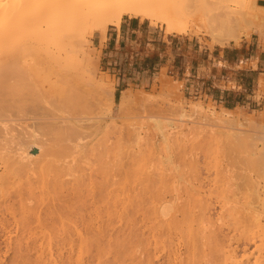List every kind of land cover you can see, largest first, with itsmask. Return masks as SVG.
I'll list each match as a JSON object with an SVG mask.
<instances>
[{"label":"rangeland","instance_id":"obj_1","mask_svg":"<svg viewBox=\"0 0 264 264\" xmlns=\"http://www.w3.org/2000/svg\"><path fill=\"white\" fill-rule=\"evenodd\" d=\"M205 1H209L210 3H212V7H213V4L215 5L214 2L221 0H205ZM225 4L229 6L228 9L231 10L230 12L232 13V15H234L232 17V15L230 16L231 13L230 14L226 13L225 14L226 17L228 18L230 16L233 19L238 18L239 24L236 29L238 40L235 43L219 44L212 39L210 33L207 31L206 26L208 21L210 20L209 19L210 15H212L211 18L214 20L215 15L220 14L221 16H223V14L226 11L228 12L227 9L226 10L221 9L223 7L220 3L221 8L216 9L217 7L215 6L216 8L214 9L213 7V11H210L209 13L202 12V14L208 15L209 17L205 15L203 16L198 15L196 17H193V21L189 26L190 28H188L184 32L185 34L184 33L167 34L165 32L164 27L161 26L159 23L152 24L148 20H141L138 18L132 19L127 16L122 18L119 28L109 26L105 38L101 35L102 33L95 31L93 28L83 29L82 38L79 40V42H75L72 47L69 46L66 47L65 50L62 51V53H60V55L63 57L62 58L60 56L61 64L58 62L56 63L57 66L55 64L54 66L51 65V69L47 70L46 68L43 69L44 71L41 70V74H44L43 72L47 74V78L49 77L48 78L49 81H47V79H44L46 78L45 74L39 76V78L41 76L43 77V79L40 78L39 81V79H37L38 77L35 78L36 74L32 73L33 74L32 75L30 71H29L30 74L26 73V71L28 70L26 66H22V65H26L27 63H29L28 61L26 64L20 65L21 63L24 62L23 61L21 62V60L20 62L18 60L16 62L14 61V59H9L8 61H6L7 64L6 62L4 63V65L6 64L5 66L4 65H2L3 67L0 66V73L2 72L3 74L4 72L6 73L8 72L7 73L8 75L7 74L5 75V73L3 75L0 74V91H1L0 100L2 98L5 100L4 102L0 101L1 103L0 105H2L0 106L1 108L0 134L2 137L4 136L6 137V139L4 138L5 140L8 139L6 142L4 141V139L2 140L0 137L1 139L0 143L3 141L5 142V145L7 143L9 144V140H10L9 138L16 135V137L14 136L15 137L14 140H13L14 137L11 138V141L13 140L12 143L16 144L17 150L16 148L14 149V147H10V145L8 144H7L8 146L6 147L10 148L9 150L13 148L12 149L13 152L15 150V152L17 153L16 158L18 160L20 159L18 157L20 155L22 156L21 158L22 160L20 159L19 162L21 164H25L28 159L31 161H33L32 159L36 161L38 160V163L41 161V163L39 164L35 163V165H39V166H35L38 169L36 168L35 170L37 171L36 175L33 174L34 177L36 176L33 180L34 183L36 180L35 184L37 186L40 185V183L42 182L40 180L41 182L39 183V179H41L40 177L43 176L45 177L46 174L47 177L42 178L43 185H45L46 182L45 180H50V178L52 179L53 177L51 176L53 175L55 176V173L57 176L59 174V176L62 177L61 179L64 178L65 180L67 179L66 175L68 176L69 174H71L68 176L70 179L68 178L67 180H73L74 179L72 177L73 174L74 176H77L81 174L82 171L84 170L83 172L87 174H83L84 176L83 179H85L83 185H85L86 183L88 185L87 187L90 188L91 187L90 184L92 181L89 180L88 177H87L88 180H86L85 176L89 175L94 171H95L94 174L96 173V171L97 174L98 173L102 174L101 171L98 170L99 169L97 167L98 162L95 165L94 162L96 161H94V159L92 158H95L96 153H99L100 150L103 151V147H104L103 140H105L104 144H106L107 147L112 144V148H113L115 147L114 145L116 144L117 147L115 148H117L116 150L118 151V153H116L117 152L116 150L112 151V149L111 150L108 149V151H111L109 153L112 155V157L114 155V157L117 158L116 159L117 162L115 161L114 157H113L114 160L110 158L111 157L110 155H109L110 156L109 159H107L108 152L106 145H105L106 153H104V151L102 152L106 155L102 154L101 151L100 153L104 155L103 157L106 156L107 162L105 161V158L102 159V161L104 160L106 163H108V161L110 160L109 162L111 163L109 164L111 165L113 161H115V164L118 165V167L116 166L114 167L116 173H118L117 175H114L116 176L114 181L116 183L121 182L122 185H120L121 183L120 184L118 183L116 186H114L115 182L113 183L112 181H109L110 178L114 179V176L112 175L113 173H115V171L114 172L108 171L112 173L111 174L108 173L110 175L107 176V170L108 169L110 170V167H112L111 165H109L110 167H108V165L107 166L105 164L103 165L102 164L103 162L102 161L100 162V160H97V158L96 160L100 162L98 166L100 164H102L103 167L106 166L104 167L105 170H103L104 168L103 169L101 168L102 165H100L99 167L103 173L104 171L106 172V175L105 174L103 175L106 178H108L106 179L107 183L109 184L110 182L111 184L112 182L111 186H114V188L115 187L119 188V186H121L119 192L117 190L118 192L117 196L119 195L118 204L120 202L121 206L117 204L118 215L116 213L115 216L109 222H106L107 223L106 226L108 227V229L114 232L120 230L121 228L122 229L125 228V223L126 222L128 223L129 220L128 217V215L130 214L129 212L131 211V214L134 215L132 217V215L130 214L131 218L129 221L131 222L133 221L136 214L134 223H132V227H133L132 229H133V235L136 234L135 232H137L138 237L133 236L130 242H128L129 238L127 239L128 240L126 242L127 244H125L126 250L121 252L122 255L120 256L123 264H129L131 261H134L135 263L136 261L142 259L145 260V257H147V255H149L148 257L152 256L150 257V259L153 260V264L155 263L165 264V259L167 255L166 253L169 251V249H167L166 251L165 248L167 247L165 244L166 241L167 244L169 243V241L170 242L172 241L171 243L168 244V246H170L171 251L173 248H174L173 250L178 249L179 251L180 250L182 251L184 249V251H186L187 248L185 247L188 246V243L192 241V239H194V241L198 240V242L196 243L197 245L199 246L204 245L201 247H197V245L195 244L196 246L195 249L197 248L196 250H198L199 253L197 254L196 253L197 251H195L194 252L195 256H193V252H192L193 259H196L198 257L196 260L197 262L194 260L195 263L199 262L202 264L203 261L205 262L206 260L207 264H211L210 256L211 254H213L211 258L217 256L223 257L224 255L229 256L230 260L227 261L228 262L227 264H264V0H245L244 2L228 1ZM8 52L9 51H6V53ZM42 54L44 53L42 52ZM1 55L2 53L0 52V56ZM63 60L65 63L63 62ZM242 60L243 63L241 62ZM59 64L61 66L63 65L62 67H64V70L62 72L57 71L58 68L59 70H61L60 69L61 66ZM20 66L24 67L26 71L23 70V68ZM18 69L19 72L24 71L25 76L26 74H29L31 76V79H33V81H35V79L38 80L34 82L36 84L35 85L33 82H30L32 81L31 79L29 78L28 80L25 79L27 77H30L28 75L27 77L24 76L25 78L22 81H24L27 84V88L31 86V83H33L32 84L33 87H31L32 90L38 92L37 93L38 96H37L35 95L36 94L35 92L32 93V90H30L32 96L34 97V98L32 97L33 99H36V101H38V98L40 96V100L41 97L43 98V100L41 101L39 100L38 102L35 101L36 103H33L34 100L29 99V97L31 96L26 98V96L28 95L27 92L29 90H25L26 91V92L24 91L25 93L22 91L27 88L25 84L22 85V83L24 82L20 83L19 81L20 80L19 77H21L22 74L19 76L18 74L19 72H18L17 73L18 75H16ZM50 70L52 73L53 72L54 73L53 74H51V72L47 73ZM13 71L16 72L14 73ZM55 71L57 72L56 74L57 76L55 75ZM11 72L16 76H19L17 77L18 80L15 79L16 76H13ZM62 73L63 74L66 73L67 75L69 73L70 78L68 79V81L71 80L72 78V80L69 82L71 83L73 81L75 82V83L73 82L74 84L72 85H70L71 83L70 84L68 83V86L64 85L65 81L62 82L63 85L67 87L66 89H64L66 90L65 94L69 90L68 89L69 87L73 89V85L76 84L78 86V88L76 89H79L82 93L79 94L80 92L76 91L78 93V97L80 95L78 99L80 100L81 97L84 99V97L86 96L85 99L87 103L84 101L85 99L83 100V102L85 103V105L88 106L90 104V110L89 107H87L89 113L86 114L85 111L82 112L84 113V116L82 113H80L82 110L79 111V115L77 114V112H75L74 114L71 113L72 117L73 116L78 117L82 115L78 117L79 119L78 121L76 118L70 119L71 117L70 111H67L69 110L67 108L68 106L69 108L73 109L72 112H74V110L77 107L76 104L78 102L76 101V104L74 102V105L76 107L70 104L67 106L65 105L68 104V102L70 103L71 102L70 99L72 100L77 95V93L76 95H74L73 98H71L70 95L67 94V96L69 97L68 99L67 98L65 99L64 97L65 94H63L64 93L63 91L62 92V97H64V100L62 99L63 101L60 99L61 92H60V96L58 95L59 93L57 94V91L59 92L58 89H60L61 86L63 88V85L60 82V80L61 79L62 81L66 80L67 78L66 79L63 78L69 76V75L66 76V74H64L65 75L64 77L62 76L63 75ZM59 74L61 76H58ZM32 76L34 78H32ZM56 77L57 78L59 77L57 79V81L59 82L57 83L58 89H56L55 91V89H53V83H51L50 81L53 79L52 82L53 81L55 82ZM25 80L28 81L30 85ZM16 82H18L17 84L22 85L23 87V89H20L21 86H19L20 91H22L25 95L27 94L25 96L22 93L23 94L21 97L22 100L24 96L26 100L29 99L27 102H30V100H32L28 104L31 105V103H33L36 105L38 103L37 105L39 106L36 105V108L35 106H33L35 108V110L33 109L34 110L33 113H31L33 104L30 107H28L29 105L27 106V108L30 109L29 111H27L28 109L25 107L27 105L25 98L23 100L24 102L18 101V103L21 102L20 104L22 105L26 104L24 107L21 105L19 106L17 102L15 103V99L13 100L14 105H11L13 102L12 100H10L12 101L11 104L10 101L7 102L8 99H10L11 97L9 98L8 96L5 95H8V92L10 95L14 94L13 93L14 91L12 90H16V88L18 87L17 85H15ZM56 82L54 83V87ZM12 83L13 85H10ZM76 85L74 86V89ZM49 87L53 91H55L56 94L55 96L49 97L53 95ZM71 89L67 93H71L72 92ZM10 90L12 91V93ZM48 90L49 92L51 91L50 92L51 94H49V96L48 94H45L47 93ZM17 91L18 88L16 92ZM20 91H18L17 94H20ZM42 91L44 92L42 93ZM73 93L71 95H73ZM43 94L49 97L48 98L49 102L44 101L45 96ZM15 96L17 97L16 93ZM15 96H13L12 99ZM53 97L56 98V100L58 99V97H60L59 100H61V102L59 101L54 102L55 100H53L54 99ZM21 98L19 97V100H21ZM50 98H53L51 99L53 102L50 101ZM76 99L77 98H74V100ZM66 101L68 102L66 103ZM5 102H7L8 104L6 103L4 105ZM39 102H41L42 104ZM57 102H58V106L56 109L55 104H57ZM83 102H80V104ZM47 103H49V105ZM50 103L53 104L50 106ZM59 103L65 105V107H63L64 109L59 107ZM20 108L22 111H19ZM42 108L43 110H41ZM44 108H48L47 110L45 109L46 112L44 111ZM4 109L5 110L7 109L8 111L7 110L5 111ZM78 110H79V106H78ZM37 112L41 114L39 115ZM49 112L50 113L52 112L53 115L49 114ZM46 114H47L46 119L49 118L50 120L48 121L50 123L52 122V124L46 121L45 119L46 116H44ZM17 115H19V118H21L22 115V117L23 118L26 117V119L25 118L24 120L17 119L18 117ZM42 115L44 121L47 122L45 123V125H43L44 121H42L43 123L41 122V120L43 119V118L41 119ZM11 119H15L19 122ZM73 120L77 122L74 123ZM13 121L17 122L15 123L17 124L16 126ZM33 121L34 122L36 121L37 123L36 122L32 123ZM39 122L43 126L39 124ZM56 122L59 129L57 126L56 127L60 131V133L59 131L56 130V128H54L56 124L55 125L53 124ZM12 123L14 124V127ZM4 124H6L8 127L12 126L10 127V130H13V128H15L14 130L16 131L13 130L15 134H13L14 132L7 130L9 128L6 127V125L4 126ZM33 124H35L34 127ZM46 124L47 125L50 124L49 127ZM69 124L72 127L69 126ZM20 126L23 127V129ZM50 126H52L51 127L52 130H54L55 132H53L52 130H46V127H48L47 129H49ZM1 127L3 131L1 130ZM17 127H19L18 131H17ZM30 127L36 129H38L37 127L45 128V130L39 128L38 131H35L36 129H34L35 132L33 131L32 128L31 133L34 136V138L35 136H37L38 139L40 138L43 140L47 139L45 141L47 143L45 144L43 140L42 141L40 140L41 142H39V140L36 137L35 139L37 140L38 143L35 141L36 143L35 146L36 145L37 146L35 147L33 145L34 144L33 142H30V144L32 143L30 146V144H28L29 142L27 141L29 139L27 138V136L30 135L29 133ZM75 129H77L80 132L83 131L84 133H86V135L84 133L83 134L87 138L84 137L83 138L84 141H83L82 138H79L77 136V135L79 136L81 135L79 134L80 132H78ZM72 130L75 132H71ZM9 131L10 134H13L12 136L8 134ZM23 131H27V133H24ZM69 131L70 133L67 136L74 139V142H72V140L67 141L66 139L68 138L69 140V137L65 135ZM86 131L89 133L90 135L89 137ZM3 132L5 133V135H2L4 134ZM17 132L19 136L23 132L21 137H23L25 134L26 138L23 137L22 139H20L21 137L19 136L17 137ZM51 132H53L52 135L54 134L53 135L54 137L51 136V134L47 135L48 133ZM40 133H42L43 137H39ZM75 133H77V135ZM162 133L164 135L169 136L167 138V142L163 140L162 137H160ZM6 134H8L9 136L8 138ZM45 135L48 136V138L44 139ZM74 135L76 136V138L77 137L79 138V139L77 138V140L79 141H76ZM33 136H31L29 141L34 139ZM107 136H109L110 138L109 137L107 138ZM16 138L19 139V143L17 140L18 144L16 143ZM161 138H162V142H161ZM23 139H26L24 141L27 143H25ZM48 139H49V143H48ZM51 139L52 141H50ZM63 140L64 141L66 140L68 145L69 144L75 145V149L73 150L75 151V154L72 155L74 152L72 151L73 153L70 154L71 153L70 151L74 147L73 146H72L73 148H71L70 146L68 147V145L65 143L66 145L65 146L66 148H64L65 151L67 150V152H70L68 153V155L69 154L72 155L71 158L70 155L67 157V155L66 156L64 155L65 153L63 155L61 154L67 159V160L64 159V163H62L64 164V166L66 165L65 167L61 165V162H63V160H61L60 158L61 155L59 154V152L61 153V151L64 152L63 148L60 149L61 147H64ZM80 140H82V142ZM114 140L116 141V143L113 142ZM51 142L58 143L57 147L55 148V150L59 149L58 151H56L58 153L56 154L52 153V151H54V147L52 148L53 150H51L50 146H52V144L54 145V143L50 144ZM61 143L63 144L62 146L59 145ZM19 144L20 146L22 144L25 145V146H21L24 149L22 150L23 152L20 149L21 153L20 151H18L19 148H21ZM38 144L40 145V147L38 146ZM99 144L100 146H97ZM117 144L119 145V147ZM193 144L195 146V148L193 146L194 150L192 149ZM0 145L4 146V143ZM41 145L44 146L46 145L45 146L46 148ZM96 146L100 148L97 149L99 150L98 152H95V149L97 148ZM25 147L27 149L29 147V150L25 149ZM67 147L70 148L71 150L67 149ZM93 147L96 148L94 149ZM86 148H88V152H86L87 150ZM46 149L47 151L50 150L48 151L49 154L47 152L44 153ZM187 149L189 152L187 151ZM9 150H7L8 151L7 152L6 149H4V151L0 149V162H1L0 178L2 179V177H6L7 179L9 177L8 179H11L15 174L16 179L14 177H13L14 179L12 178L11 180H7V181L4 179L5 183H1L0 186L6 189L8 188V186L5 187V185L8 184L10 185V183L12 184V180H13V182L14 181L15 182L12 185H10L11 187L9 186L10 187L9 189H11L13 185L16 188H19L21 186L17 184L19 182L18 180L20 179L21 181L25 180L24 177L22 176L29 175L30 177L31 174L28 173L27 171L26 172L20 171L22 173L18 171L17 175H19V173L20 174L25 173V175H21V176L19 175L20 177L19 176L16 177L17 172L15 171L16 172L15 173L13 171L14 170L12 167L13 164L11 163L15 161V155L13 154L16 153L15 152L13 153L12 151L9 152ZM84 150L86 153L84 152ZM90 150L91 151L94 150L95 154ZM2 152L3 154L6 153L5 159H7V157L8 159L11 157L10 155H8L10 153L14 157L13 158L11 157V159L9 160L7 159L8 160L7 161L4 159V156H2L3 155ZM18 153H20V155ZM89 153L94 154L95 156L92 155L94 156L92 157ZM128 153L132 154L133 157ZM22 154L23 155L25 154L24 157L26 161L23 159L24 157ZM36 156L38 157L36 158ZM47 156L49 157L53 156L54 159L59 160L58 162L60 163L59 164L56 163L57 161L55 160L56 164H54L53 163L54 159L49 160ZM1 157H3L4 161L1 159ZM33 157H35L36 159ZM55 157H59V159ZM76 158H78L79 161H77L78 159L76 160ZM44 159L46 160V164ZM47 159L52 162V165H55V167L58 168L54 170V166L52 167L51 164L49 165L50 162L47 163L48 161ZM50 159H52V157ZM71 159L73 162L70 161ZM6 162L7 164H5ZM15 162L18 164H15L13 162L14 165L18 167L20 163L17 161ZM42 162L45 164V167L44 164H42ZM74 162H76L77 166L81 165V167H78V169L74 167L75 164ZM89 162H93V163H89ZM129 162L133 163V165L131 166V163ZM84 163L87 167L89 166L88 169L86 170H85L86 166L83 165ZM86 163H89V165ZM8 164L9 165L12 164L11 165L12 169L10 166H9L10 168L8 167L10 169V172H12V174H10L9 169L7 168ZM40 164L44 167V169L48 170L49 173L46 170L39 171V169L42 168ZM91 164H94V166ZM48 165L51 166L50 167L51 170H49ZM60 165L61 167H63L62 169L60 168ZM70 165L73 166V168ZM15 166L14 168H17ZM69 166L71 168H69ZM128 166L130 167L128 168ZM4 167L6 168L4 169ZM32 167L30 165L29 167L26 166L25 168L31 169ZM131 167L133 168L131 169ZM93 168H95L96 170ZM58 169L60 170V172ZM5 170H7V172ZM31 170L33 171V168ZM111 170L114 169L112 168ZM71 171L74 172L71 173ZM39 172H42V174ZM133 172L135 173L134 175ZM3 173L4 174L7 173L6 176ZM37 174L39 176H37ZM100 174L96 175L95 177L98 178ZM103 175L101 176V178L99 177L101 181L99 179L97 181L96 178H95L96 180L94 178L93 180H95L98 183L99 182L103 183L102 181L103 179H105ZM147 175L150 177H148ZM79 176L81 177V175ZM152 176H154L153 178L154 180L152 179L153 181L150 182ZM163 177L164 178L166 177V179L169 180L170 182L166 181L168 184L165 183L166 184L165 185L163 183L165 182V179ZM135 178L137 179L135 180ZM158 178H160V182L162 181V183H158L159 181ZM138 179L140 180L142 179L143 181L141 180V182H139ZM156 179H157V184L159 186L153 183L156 181ZM29 180L31 181L32 179L30 178ZM137 180L139 183H136ZM27 181L28 180L26 179L24 183L20 182L22 183L21 185H23L22 187H25ZM87 182L90 183L88 184ZM98 183L97 185L100 184ZM107 183H106V187H108ZM142 183L144 184V186H146V188L143 186ZM146 183L148 185V188L151 191L153 190L152 192H154V189H151L153 185L158 187L155 188L153 186L156 190L158 189L160 191L162 189L161 192L159 191L156 192L161 194V196L162 194H164L163 197H165V201L166 200L168 201L170 199L173 200V202L172 200H170L169 203H167V201L165 202L164 200H162L164 202L163 204L164 207L169 205V207H165V209L166 208L172 209L171 211L169 209L170 212L168 215L166 213L165 214L163 213L162 215V212L161 211L159 212V208H158L159 205L156 202V197L158 198V202L164 198L159 196L161 197L160 199L157 196L158 193L149 194L148 192L150 190L147 191L148 188ZM149 183L150 185L153 184L151 188L149 187L150 186ZM136 184L139 185L138 188L140 187V185L143 186L144 190L141 189L140 187L141 191L143 190L142 198H145L142 201H145L147 200L146 198H148V201L150 200L151 204H153L151 205L149 201L150 204L149 205L145 201L147 204L145 206V202L141 201L144 204L141 203L140 205L144 206V208L146 207V209L144 208L141 209L142 206L141 207L139 206L140 211L138 209L139 207L137 206H135V209L133 207V209L131 210L132 206L129 205L128 200H125V196L126 199L128 198L130 199V197L132 198V196L138 194L137 192H139L140 189H137V187H136L137 190L133 191L134 193L132 192V190H135ZM43 185L42 187L38 186V189L36 188L37 194L41 192L42 190L41 188H43ZM170 185H172L173 191ZM103 186L105 187V184ZM129 186H134V187H132L133 189L131 190V187ZM39 187L41 190L39 189ZM83 187L84 189L83 188L82 189L85 190L86 185ZM127 187L128 189L131 190V192L127 189ZM179 187L182 188L179 190ZM194 188H195V192L196 191L199 192L198 198L197 196L195 197L194 195L197 193L194 192ZM9 189L6 190L9 191ZM108 189L114 190L113 188L110 187H108ZM124 189L125 190L127 189V191H125ZM145 189L147 192H144ZM174 189L177 194L174 193ZM188 190H191L194 194L191 196L190 194L192 193L188 192ZM43 191H46V189ZM123 191L126 192L125 195H124L125 192ZM187 192L190 195V197H193L190 198V201L189 199H187L188 195L187 196L185 195ZM113 194L116 195V190L115 192H113ZM131 194L132 196H130ZM143 194H145V196ZM147 194H149V197L156 195L154 197L155 201L153 197L149 199ZM115 195L114 197L117 199ZM175 195L177 196L176 198L177 200L174 199ZM180 195L184 199H182ZM46 196H44L45 197L44 201L48 200L49 198ZM41 197L43 198V194L42 196H40V198ZM120 198H122V200ZM196 198L198 199V201L200 200V203H202L201 205H203V203L204 205L205 204L207 205V206L205 205L206 206L205 208H207L206 210L203 206L200 205L201 209L204 208V212L203 210H200V208H196L197 206L196 204L199 203L198 201L197 202L195 201L197 200ZM185 199H187L190 202L188 203L187 201L188 205L187 204L184 205ZM193 199L196 202L195 203L196 206L194 205V201H192ZM120 200L122 201L123 205ZM126 201L128 205L124 203ZM177 202L179 206H177L176 204ZM180 202H183V204ZM170 203H172L173 206ZM192 203L194 205L193 210H191ZM2 204H4V202L0 203L1 210L3 207ZM126 205L129 206L130 209ZM148 205L151 207H147ZM119 206L123 209L124 214H121L122 209L120 210ZM180 206L181 207L187 206L185 210L186 209L188 210V208L190 207L189 208L190 211H188L186 214L184 213L186 211H184L183 208H181L182 211L178 212L177 209L180 210V208H178ZM200 206L198 205V207ZM5 207L3 209H5ZM127 208L128 211L126 210ZM155 210H157L161 214V216ZM132 211L134 213H132ZM101 214L98 215L97 218L96 216H94L93 218L94 223H101V221L104 222L108 220V216L106 217V214L104 212L103 215ZM122 215L128 218H125ZM185 215L188 217L183 218L185 217ZM100 216H104V217L102 218ZM162 217H164L163 218L164 221L162 220L163 222L160 220ZM98 218L99 220H97ZM164 224L165 227L166 226L168 227L165 228ZM171 224L175 225L173 226L174 228H172V230L169 229L172 227ZM160 228H163L164 230L162 229L160 230ZM135 229H137L139 232ZM158 231L161 233H159ZM164 231L166 232V234L168 233V235L164 233V237L163 236L158 237V235L162 234ZM192 232L196 233L195 238L198 235L202 236V238L198 236V238L200 239L196 240L195 238L191 237L192 235L190 233ZM138 233L139 234L145 233L146 235L144 236L142 234L144 237H139L141 234L139 235ZM169 234L171 236L170 237L171 240L168 237ZM38 236L39 237L36 238H40V236L45 237L47 236V234L39 233ZM187 237L192 239L190 240ZM210 237H212V239ZM213 237L219 240L218 247H216L217 250L215 249V247L213 249V245L217 246V244H214L215 242H213L214 241ZM122 239H120V237H118V239L117 237H111L109 238L110 242L109 243L105 242L104 246H107V244H109L110 247L113 249V247L116 244L120 245V240ZM185 242L187 243V245ZM210 243H212L211 244L212 246L211 245L209 246ZM162 244L163 245L165 244L164 247ZM4 247H5L4 237L0 236V250L4 251L5 250ZM156 247H158L159 249H155ZM144 249L146 251H144ZM94 250H95L94 245L89 241H87L86 247L84 248L85 253H87L88 251L94 252ZM148 250L150 251L153 250V251L148 253L147 252ZM53 253L54 255L57 254L56 248L53 249ZM142 253L143 254L148 253V254L147 255L145 254L146 256H144ZM141 255H143L144 258ZM153 255L156 256L158 255V258H156L157 260H154L156 256L153 257ZM163 255L165 257H163ZM84 256L86 255L84 254ZM202 258H204V260ZM104 259L105 257L102 259V261ZM97 260L98 259H96L95 262H97Z\"/></svg>","mask_w":264,"mask_h":264},{"label":"bare ground","instance_id":"obj_2","mask_svg":"<svg viewBox=\"0 0 264 264\" xmlns=\"http://www.w3.org/2000/svg\"><path fill=\"white\" fill-rule=\"evenodd\" d=\"M228 1H239V2H244L245 0H221V1H217V2H214L215 3V5L213 4V7H214V9L216 8V9H218V8H221V5H222V7L223 8H221V9H224V10H228V12L226 11L224 14H223V16L226 14V13H231L230 11L231 10H229L228 8H229V6L228 5H226L225 3L226 2H228ZM216 3H218V4H216ZM220 3H221V5H220ZM223 4H224V6H223ZM216 6V7H215ZM218 6H220V7H218ZM213 7H212V3H210L209 1H205V0H0V52L2 53V55L0 56V66H2V65H4V63L6 62V61H8L9 59H14V61H16L17 62V60L20 62V60H21V62L23 61L24 63H21L20 65H22V64H26L27 63V61L29 62V63H27L26 65H22V66H26V68H27V70L28 71H26L25 70V68L24 67H22V66H20V67H22L23 68V70H25L26 71V73H29V71L31 72V74L32 73H34V74H36V76H35V78L36 77H38L37 79H39V81H40V78H42L43 79V77L41 76L40 78H39V76L40 75H44L45 74V76H46V78H44V79H47V81H49V77L47 78V74L45 73V72H43L44 74H41V70L42 71H44L43 69H46L47 68V70L48 69H51V65H53L54 66V64L57 66V64L56 63H60L61 61H60V53H62V51H64L65 50V48L66 47H72L73 46V44L75 43V42H79V40L82 38V30L83 29H86V28H93L95 31H98L99 33H102L101 35L105 38V35H106V32H107V29H108V27L109 26H113V27H117V28H119L120 27V23H121V20H122V18L123 17H125V16H127V17H130V18H138V19H141V20H148L150 23H152V24H160L161 26H163L164 27V29H165V32L167 33V34H173V33H175V34H183L188 28H190L189 26H190V24H191V22L193 21V17H196V16H198V15H201V16H203V15H205V14H202V12H206V13H209L210 11H213ZM229 14H228V16H229ZM232 15V13L230 14V16ZM205 16H208V15H205ZM223 16H221L220 14H217V15H215V19L213 20L211 17H212V15H210V17H209V21H208V23H207V31L210 33V35H211V37H212V39L215 41V42H217V43H219V44H226V43H235V42H237V40H238V35H237V33H236V29H237V26H238V18H236V19H233L232 17L234 16V15H232V17H226V15L223 17ZM226 17V18H225ZM235 17H237V16H235ZM232 18V19H231ZM238 30H239V28H238ZM185 34V33H184ZM6 51H9L8 53H6ZM68 51V50H67ZM42 52L44 53V54H42ZM65 54V53H64ZM62 57V56H61ZM63 58V57H62ZM68 60V59H67ZM65 61H66V59H65ZM63 62H64V60H63ZM68 62V61H67ZM72 62V61H71ZM65 63V62H64ZM6 64H7V62H6ZM5 64V65H6ZM61 64V63H60ZM59 64V65H60ZM69 64V63H68ZM4 65V66H5ZM61 66V65H60ZM59 66V67H60ZM63 66V65H62ZM61 66V70H59V68H58V72L59 71H63L64 70V67H62ZM3 67V66H2ZM63 68V69H62ZM19 69H21V68H19ZM19 69L17 70V72L16 71H13L14 73L16 72V75H18L19 74V76L21 75V77H19V76H16V75H14L12 72H11V74H13V76H16L15 77V79L16 80H18V78L17 77H19L20 78V83L21 82H24V81H22L25 77H27L29 74H26V76H25V74H24V71L22 72V71H20L19 72ZM70 69H71V67H70ZM39 70H40V72H39ZM7 71V70H6ZM66 71V70H65ZM19 72V73H18ZM40 74H39V73ZM51 72V70L49 71V72H47V73H50ZM69 72V71H68ZM5 73V75L8 73H6V72H4ZM3 73V74H4ZM18 73V74H17ZM38 73V74H37ZM54 73V72H53ZM52 72H51V74H53ZM0 74H2V72L0 73ZM2 74V75H3ZM50 74V75H51ZM57 74V72L55 71V75ZM63 74V73H62ZM64 74H66V73H64ZM62 75V76H64L65 77V75ZM8 75V74H7ZM10 75V74H9ZM33 75V74H32ZM38 75V76H37ZM68 75H69V73H68ZM67 74H66V76H68ZM23 76V77H22ZM25 76V77H24ZM30 76V75H29ZM57 76V75H56ZM58 76H61L60 74L58 75ZM6 77V76H5ZM8 78V77H7ZM28 78L29 79H31V76L30 77H27V78H25V79H27L28 80ZM32 78H34L33 76H32ZM59 78V77H58ZM57 77H56V80H55V82L57 81V79H58ZM61 78V77H60ZM63 78V77H62ZM67 78V79H66ZM70 78V75L68 76V77H65V78H63V79H66V80H63L62 81V79L60 80V82L62 83V82H64L65 84L64 85H66V86H68V83L70 84L71 82H69V81H71L72 80V78H71V80H69L68 81V79ZM13 79V78H12ZM37 79H35V81H33V79H31L32 81H30V82H36V80ZM53 80V79H52ZM52 80L50 81L51 83H53V89H55V91H56V89H58L57 88V83L59 82V81H57L56 82V84H55V87H54V81L52 82ZM26 81V80H25ZM38 81V80H37ZM26 82H28V81H26ZM43 82V81H42ZM74 82V81H73ZM71 83L70 85H72V84H74V83ZM18 82H16L15 83V85H17L18 87V91H20V89H23V87H22V85H24L25 84V86H26V88H27V84L24 82V83H22V85H19V84H17ZM33 83H31V86L30 87H28L27 89H24V90H22L23 92L25 91V90H29L28 92H27V96L22 92V91H20V94H17V92H16V90H17V88H16V90H12V91H14L13 93L14 94H9V92H8V95H5V96H8L10 99H8V101L7 102H9L10 100H14L15 99V103L17 102L18 103V101H21V102H24L23 100H24V96H23V100H22V95L24 94L25 96H26V98H28L29 96H31V97H29V99H33L34 97L32 96V94H31V92H30V90H32V88L31 87H33ZM41 83V82H40ZM28 84L30 85V83L28 82ZM35 84V83H34ZM50 84V83H49ZM48 84V85H49ZM10 85H13V83L12 84H10ZM36 85V84H35ZM34 85V86H35ZM62 85H63V83H62ZM63 85V88H62V86L60 87V89H58L59 90V92L57 91V94L60 96V92H61V98L60 97H58V99L56 100V98H50V101L51 102H53L51 99H53V100H55L54 102H56V101H59V102H61V100L63 99L64 100V97H65V99L67 98L68 99V97L69 96H67V94L68 95H70V97L71 98H73L74 97V95H76V93L77 92H80L79 94H82L81 93V91L79 90V89H76V88H78V86L76 85V87H75V89H74V86L75 85H73V89H71L70 87L68 88L69 90L71 89L72 90V92L71 93H67V92H69V90L66 92V94H65V91L66 90H64V89H66L67 87L66 86H64ZM69 85V86H70ZM19 86H21V88L19 89ZM50 86V85H49ZM11 87V86H10ZM30 88V89H29ZM35 88V87H34ZM33 88V89H34ZM63 90H62V89ZM7 89V88H6ZM8 89H10V88H8ZM14 89V88H13ZM49 89L52 91V93H53V95H51V96H49V94H51L50 92H49V90L47 91V93H45V94H48V96L49 97H52V96H55L56 94H55V91H53L50 87H49ZM36 90V89H35ZM62 90V91H61ZM74 90V91H73ZM11 91V90H10ZM12 91H11V93H12ZM64 91V93L63 94H65V96L64 97H62V92ZM77 91V92H76ZM1 92V91H0ZM36 93L35 95H37V93L38 92H36V91H34V90H32V93ZM44 91H42V93H43ZM46 92V91H45ZM74 92V93H73ZM15 93H16V95H17V97L15 96ZM23 93V94H22ZM39 93H41V92H39ZM73 93V95H71ZM29 94H31V95H29ZM45 94H43L44 96H45ZM18 95H20V96H18ZM34 95V94H33ZM42 95V96H43ZM83 95H84V93H83ZM13 96H15L16 98H18V99H16L15 97L12 99V97ZM38 96V95H37ZM36 96V97H37ZM82 96V95H81ZM8 97H5V98H8ZM19 97L21 98V100H19ZM33 97V98H32ZM35 97V98H36ZM49 97H47V95L45 96V100L44 101H46V102H49V100H48V98ZM79 97H80V95H79ZM78 97V93H77V95L74 97V98H79ZM26 98H25V100H26ZM46 98H47V100H46ZM59 98L61 99V100H59ZM74 98L71 100L70 99V103L68 102V101H66V103L68 102V104H65L66 106L67 105H73V106H75L74 105V102H75V104H76V101L79 103H77L76 104V109H75V107H74V109L76 110H74V112H72V110L73 109H71V108H69L68 106H67V108L69 109V110H67V111H70V115H71V113H75V112H77V114L79 115V111H81L80 113H82V112H86V114L87 113H89V110H90V104H89V106L88 105H85V103L83 102V100L86 98V96L84 97V99L82 98H80V100L78 99H76V100H74ZM3 99V98H2ZM0 100V101H5L4 99L3 100ZM28 99V100H29ZM28 100H26V102L28 101ZM34 101H33V103H36V102H38L39 100H40V96H39V98H38V101H36V99H33ZM41 100H43V98L41 97ZM40 100V101H41ZM62 100V101H63ZM82 100V101H81ZM12 101H10V104H11V102ZM32 100H30V102H31ZM36 101V102H35ZM85 102H86V99L84 100ZM88 101V100H87ZM2 102V103H3ZM7 102H5L4 103V105L7 103ZM21 102H19L18 103V105L20 106H25L26 104V102L24 103L25 105H22V104H20ZM30 102H27V105L25 106L26 108H27V106L28 107H30L33 103H31V105L30 104H28V103H30ZM45 102V103H46ZM80 102H83V103H81L80 104ZM14 103V101L12 102V104L11 105H14L13 104ZM39 103H41V102H39ZM42 103H43V101H42ZM41 103V104H42ZM44 103V104H45ZM64 103V102H63ZM72 103V104H71ZM87 103V102H86ZM1 104V103H0ZM8 104V103H7ZM38 104V103H37ZM36 104V105H37ZM48 105H49V103H47ZM53 104V103H52ZM51 103H50V106L52 105ZM55 104V103H54ZM61 104V105H60ZM83 104V105H82ZM36 105L35 104H33L32 105V107L33 106H35V108H36ZM56 105V109H57V106H58V102H57V104H55ZM62 105H64V104H62V103H59V107L60 108H63V107H65V105L64 106H62ZM80 105H81V108H80ZM0 106H2V105H0ZM8 106V105H7ZM37 106H39V105H37ZM44 106V105H43ZM43 106H41V107H43ZM54 106V105H53ZM53 106H52V108H53ZM62 106V107H61ZM73 106H71V107H73ZM78 106H79V110H78ZM82 106H84V107H82ZM6 107V106H5ZM31 107V108H32ZM58 107V108H59ZM87 107H89V110L87 109ZM11 108V107H10ZM35 108L33 107L32 108V112L31 113H33V111L35 110ZM1 109V108H0ZM23 109V108H22ZM28 109V110H27ZM26 110L27 111H29L30 109L29 108H27ZM34 109V110H33ZM38 109V108H37ZM48 109V108H44V111L46 112V110ZM64 109V108H63ZM71 109V110H70ZM86 109V110H85ZM5 110V109H4ZM7 110V109H6ZM5 110V111H6ZM25 110V109H24ZM41 110H43V108L41 109ZM53 110V109H52ZM78 110V111H77ZM88 110V111H87ZM8 111V110H7ZM19 111H22L21 110V108L19 109ZM39 111V110H38ZM1 112V111H0ZM40 112V111H39ZM42 112V111H41ZM48 112V111H47ZM38 113V112H37ZM67 113V112H66ZM12 114V113H11ZM39 114V113H38ZM41 114V113H40ZM39 114V115H40ZM49 114H51V115H53V113L51 112H49ZM69 114V113H68ZM83 114V116H84V113H82ZM13 115V114H12ZM16 115V114H15ZM32 115V114H31ZM57 115V114H56ZM18 117H17V119H23L24 120V118L26 119V117H22V115H21V118H19V115H17ZM24 116H26V115H24ZM44 116H46L45 117V119L47 118V114L46 115H44ZM68 116V115H67ZM80 116H82V115H80ZM80 116H78V117H80ZM78 117L77 116H73L72 117V115H71V117H70V119L71 118H76L77 119V121L79 120L78 119ZM13 118H15V117H13ZM32 118V117H31ZM43 118V115L41 116V119ZM68 119H69V117H68ZM11 120H15V119H11ZM10 120V121H11ZM30 120V119H29ZM48 120H50L49 118L48 119H46V121L48 122V123H50ZM67 120V119H66ZM15 121H17V120H15ZM31 121V120H30ZM39 121V120H38ZM42 121H44V118L41 120V122ZM76 121V122H77ZM2 122V121H1ZM14 122V121H13ZM17 122H19V121H17ZM17 122H14V124L15 123H17ZM36 122V121H35ZM34 121L32 122V123H35ZM47 122H45L44 121V123H43V125H45V123H47ZM55 122V121H54ZM62 122H65V121H62ZM67 122V121H66ZM73 122L74 123H76L74 120H73ZM80 122H81V120H80ZM31 123V122H30ZM31 123V124H32ZM37 123V122H36ZM13 124V123H12ZM14 124H13V127H14ZM19 124V123H18ZM30 124V125H31ZM39 124H41L40 122H39ZM38 124V125H39ZM50 124H52V122L50 123ZM49 124V125H50ZM56 124V125H55ZM6 124H4V126H5ZM17 124H15V126H16ZM20 125V124H19ZM34 125L35 124H33V127H34ZM37 125V126H38ZM42 125V124H41ZM42 125V126H43ZM47 125V124H46ZM49 125H47L48 127H49ZM53 125H55L54 126V128H56V130L57 131H59L58 129H59V127L57 126V122L56 123H54ZM59 125V124H58ZM61 125V124H60ZM64 125V124H63ZM0 126H1V124H0ZM3 126V125H2ZM21 126H22V124H21ZM20 126V127H21ZM24 126V125H23ZM27 126H29V125H27ZM32 126V125H31ZM58 127V129H57V127ZM69 126H71L70 124H69ZM6 127H8L7 125H6ZM6 127H5V129H6ZM10 127H12V126H9L8 128L9 129H7V130H10ZM32 127V128H33ZM45 127V126H44ZM48 127H46V130H52V126H50V128L49 129H47ZM72 127V126H71ZM22 129H23V127H21ZM32 128L30 127V135L31 136H33L32 135V133H31V130H32ZM38 129L40 128V127H37ZM43 130H45V128H43V127H41ZM40 128V129H41ZM61 128V127H60ZM70 128V127H69ZM15 128H13V130H14ZM25 129H27V128H25ZM34 129H36V128H33V131H34ZM38 129H36L35 131H38ZM68 129V128H67ZM71 129V128H70ZM81 129V128H80ZM1 130H2V127H1ZM10 130V131H12V132H14V131H16V130ZM19 130V127H17V131ZM42 130V131H43ZM75 130H77V129H75ZM82 130V129H81ZM3 131V130H2ZM10 131L8 132V134L9 135H13V134H15V132L13 133V134H10ZM34 131V132H35ZM41 131V132H42ZM53 132H55L54 130H52ZM56 131V132H57ZM78 131V130H77ZM6 132V131H5ZM24 133H27V131H23ZM23 132H22V134H23ZM45 132V131H44ZM53 132H51V133H48L47 135H49V134H51V136H53L52 135V133ZM71 132H75V131H71ZM78 132H80V131H78ZM77 132V133H78ZM82 132V133H81ZM79 134H81L80 136L79 135H77V133H75L79 138H82V140H83V138L84 137H86L85 135H86V133H84L83 131H81ZM87 132V131H86ZM1 133V132H0ZM4 133V132H3ZM21 133V132H20ZM28 133V134H29ZM39 133V132H38ZM43 133V132H42ZM42 133H40L41 135H42ZM59 133H60V131H59ZM70 133V131L67 133V134H65L66 136L68 135ZM85 135H84V134ZM88 133V132H87ZM110 133V132H109ZM111 133H113V132H111ZM8 134H6L7 135V138L9 137L8 136ZM22 134H20V136H19V134H18V132H17V137L19 136V137H21L22 136ZM27 134V135H28ZM39 134V137H43V135L41 136ZM56 134V133H55ZM72 134V133H71ZM2 135H5V133L4 134H2ZM30 135H28L27 136V138H29L27 141L29 142L28 144H30V142H33L34 144V146H35V141L37 142V140L35 139L37 136H35V138H34V136H33V138L34 139H32L31 141H29L30 140V138H31V136ZM88 135V137L90 136L89 135V133L87 134ZM15 137H16V135H14ZM14 136H12V137H14ZM30 136V137H29ZM66 136H65V138H66ZM75 136V135H74ZM106 136V135H105ZM105 136H104V138H105ZM111 136H113V135H111ZM0 137H1V139L3 140L4 138L6 139V137L4 136V137H2L1 136V134H0ZM11 137V138H12ZM15 137L13 138V140L15 139ZM23 137H25L26 138V136H25V134H24V136ZM23 137H21L20 139H22ZM54 137V136H53ZM52 137V138H53ZM56 137V136H55ZM67 137H69V136H67ZM77 137V138H78ZM109 136H107V138H108ZM160 137H162L163 138V140H165L166 142H167V138L169 137L168 135H164L163 133L160 135ZM11 138H9L10 140H9V144L8 145H10V147H14V149L16 148V144L15 143H12L13 142V140L11 141ZM45 138H48V136H46L45 135V137H44V139ZM74 138V137H73ZM75 138H76V136H75ZM77 138H76V141H79V140H77ZM78 138V139H79ZM87 138V137H86ZM110 138V137H109ZM114 138V137H113ZM162 138H161V142H162ZM0 139V140H1ZM4 139V141H6L7 142V140H5ZM37 139H38V137H37ZM50 139V138H49ZM49 139H48V143H49ZM54 139V138H53ZM67 139V141H71L72 140V142H74V139H72V138H70L69 137V140H68V138H66ZM99 139V138H98ZM101 139H103V138H101ZM115 139V138H114ZM121 139V138H120ZM123 139V138H122ZM17 140H18V143H19V139L18 138H16V143H17ZM24 140H26V139H23V141ZM39 140V142H41L43 139H38ZM41 140V141H40ZM47 140V139H46ZM46 140H43V142L46 144L47 142H45ZM56 140V139H55ZM82 140H80L81 142H82ZM169 140V139H168ZM180 140V139H179ZM178 140V141H179ZM11 141V142H10ZM50 141H52V139L50 140ZM66 141V140H65ZM64 140H63V142H64V147H59L60 149H62L63 148V150H64V152L63 151H61V153L59 152V154L61 155H63L64 153V155L66 156L67 155V157L70 155V154H72L73 152V154L72 155H74L75 154V151H73L74 149H75V145H68V143H67V141L65 142ZM84 141V140H83ZM102 141V140H101ZM104 142H105V140H103ZM107 141V140H106ZM116 141H117V139H116ZM116 141L114 140L113 142L114 143H116ZM177 141V140H176ZM25 142V141H24ZM23 142V143H24ZM62 142V143H63ZM71 142V143H72ZM99 142V141H98ZM104 142H103V151H104V153H106L105 151H106V148H105V145L106 144H104ZM108 142V141H107ZM189 142V141H188ZM4 143V146H2V145H0V149H2L3 151H4V149H6V151L7 150H9L10 148H7L6 146H8L7 144L5 145V142H1L0 144H3ZM11 143H12V145H11ZM17 143V144H18ZM25 143H27V142H25ZM38 143V142H37ZM52 143H54V142H51L50 144H52ZM59 144V145H63V144ZM65 143L68 145V147L70 146L71 148H73L72 150L70 149V148H68L67 147V149H70L69 151L71 152H67V150L65 151V149L64 148H66L65 146ZM77 143H80V142H77ZM84 143V142H83ZM95 143V142H94ZM97 143V142H96ZM112 143V142H111ZM118 143V142H117ZM32 144V143H31ZM31 144H30V146H31ZM195 144V143H194ZM194 144L192 145V149H193V146H194ZM15 145V146H14ZM57 145H58V143H54V145L52 144V146H50V147H48V148H50L51 150H53L52 148L54 147V151H52V153H58V152H56V151H58V150H55V148L57 147ZM77 145V144H76ZM90 145V144H89ZM88 145V146H89ZM118 145V144H117ZM19 146H20V144H19ZM21 146H25L24 144H22ZM20 146V147H21ZM37 146V145H36ZM35 146V147H36ZM38 146L40 147V145L38 144ZM41 146H44V145H41ZM46 146V145H45ZM44 146V147H45ZM47 146H49V145H47ZM73 146V147H72ZM78 146H80V145H78ZM82 146V145H81ZM97 146H100V144L99 145H97ZM96 146V147H97ZM115 147H117L116 146V144L114 145ZM190 146H191V144H190ZM5 147V148H4ZM17 147H18V145H17ZM38 147V148H39ZM83 147V146H82ZM96 147H93L94 149L96 148ZM106 147H107V145H106ZM111 147V148H110ZM115 147H113L112 148V144L111 145H109L108 147H107V159H109V157L110 158H112L113 160H114V155H113V157H112V155L109 153V152H111V151H108V149L109 150H111L112 149V151L113 150H116L117 148H115ZM118 147H119V145H118ZM197 147V146H196ZM4 148V149H3ZM46 148V147H45ZM93 148H90V149H93ZM99 147H97L96 149H95V152H98L99 150H97ZM187 148V147H186ZM194 148H195V146H194ZM12 149L13 148H11V150H9V152L10 151H12ZM20 149H21V151L22 150H24L22 147L21 148H19V150L18 151H20ZM25 149H27L26 147H25ZM40 149V148H39ZM79 149V148H78ZM87 150H86V152H88V148H86ZM100 149V148H99ZM189 149V148H188ZM188 149H187V151H188ZM16 150H17V148H16ZM27 150H29V147H28V149ZM77 150V149H76ZM185 150V149H184ZM194 150V149H193ZM192 150V151H193ZM198 150V149H197ZM21 151H20V153H21ZM48 151H50V150H48ZM47 151V149H46V151L44 152V153H48L49 154V152ZM73 151V152H72ZM78 151V150H77ZM81 151V150H80ZM91 151V150H90ZM101 151V150H100ZM100 151H99V153H96V156L94 155L95 153H94V150L93 151H91V152H93L94 154H90L91 156L92 155H94L95 156V158H92V159H94V161H96V162H94V164L96 165L97 164V162H98V164L102 161V159H104L105 158V161H106V156L105 157H103L104 155H106V154H104V153H102L103 151H101V153L102 154H104V155H102L101 153H100ZM117 151V150H116ZM115 151V152H116ZM191 151V150H190ZM196 151V150H195ZM8 152V151H7ZM13 152V151H12ZM14 152H15V150H14ZM13 152V153H14ZM23 152V151H22ZM63 152V153H62ZM66 152H67V154H66ZM84 152H85V150H84ZM85 152V153H86ZM189 152V151H188ZM16 153V152H15ZM20 153H18L19 155H20ZM24 153H26V152H24ZM51 153V152H50ZM68 153H70L69 155H68ZM77 153V152H76ZM85 153H83V154H85ZM116 153H118V151L116 152ZM184 153V152H183ZM193 153V152H192ZM2 154H3V152H2ZM47 154V155H48ZM55 154H53V155H55ZM78 154H80V153H78ZM78 154H76V155H78ZM98 154V155H97ZM100 154V155H99ZM113 154H114V152H113ZM125 154V153H124ZM128 154H130V153H128ZM128 154H126V155H128ZM186 154V153H185ZM189 154V153H188ZM187 154V155H188ZM6 153L5 154H3L2 156H4V159L6 158ZM8 155H10L12 158L14 157L13 155H15V161H17V162H19V160L22 158V156L20 157H18V158H20L19 160L16 158V155H17V153L16 154H13V155H11V153L10 154H8ZM7 155V156H8ZM23 155V154H22ZM25 155V154H24ZM24 155H23V157H24ZM27 155V154H26ZM41 155V154H40ZM60 156V158H61V160H63V162H61V165H63L64 166V164H62V163H64V159H66L64 156ZM72 155H70L71 156V158H72ZM110 155V156H109ZM118 155V154H117ZM120 155V154H119ZM130 155H132V154H130ZM39 156V155H38ZM38 156H36V158L38 157ZM58 156V155H57ZM82 156V155H81ZM94 156H92V157H94ZM98 156V157H97ZM102 157V158H100V157ZM183 156V155H182ZM11 157L9 158V159H11ZM29 157V156H28ZM42 157V156H41ZM48 157V159L49 160H53L54 159V157L53 156H51L52 157V159H50L51 157H49V156H47ZM64 157V158H63ZM129 157V156H128ZM132 157H133V155H132ZM26 158H27V156H26ZM30 158V157H29ZM33 158H35V157H33ZM35 158V159H36ZM55 158H58L59 159V157H55ZM63 158V159H62ZM96 158H97V160H100V162L99 161H97L96 160ZM99 158V159H98ZM1 159L3 160V157H1ZM7 159H8V157H7ZM7 159H5V160H7ZM8 159V160H9ZM25 161H26V159H25V157L23 158ZM46 159V158H45ZM44 159V160H45ZM47 159V160H48ZM69 159V158H68ZM78 158H76V160H77ZM90 159V158H89ZM117 158H115V161L117 162V160H116ZM121 159V158H120ZM187 159H188V157H187ZM7 160V161H8ZM14 160V159H13ZM12 160V161H13ZM22 160V159H21ZM33 161H31V160H27V162L25 163V164H21L20 162V165H18V167L17 166H15L14 165V163L15 164H18V163H16L15 161H13V162H11L15 167H17V168H14V166L12 165V167H13V171L16 173V175L18 174V171L20 172V171H22V172H28V173H30L31 174V176L29 177V175H25V173H23V174H20V173H22V172H20L19 173V175L21 176V175H25V176H22V177H24V179L26 180H28L27 182H26V185H25V187H22L23 185H21L22 183H24V181L25 180H22L21 181V179L20 180H18L19 182L17 183V181H16V183L17 184H19L21 187H19V188H16V187H14V185H13V187L14 188H16V189H14L13 187V189L11 188V189H9L11 186L10 185H12L14 182H13V180H12V184L10 183V185L8 184V185H5V187H7L8 186V188H6V189H9V191L8 190H6L4 187H2V186H0V203H2V202H4V204H2L3 205V207H2V210H4V211H2L1 209V213H0V229H1V231H0V236L1 237H4V245H5V247H4V251H2V250H0V264H123V262L121 261V252H123L124 250H126L125 248H126V245L125 244H127L126 242L128 241L127 239L129 238V241L128 242H130L131 241V239H132V237L134 236V237H136L137 236V232H135L136 234H134L133 235V227H132V223H134V219H135V217H136V214H135V217H134V219H133V221L131 222V221H129L130 220V218H131V211L129 212L130 214L128 215V217H129V220H128V223L126 222L125 223V228H121L120 230H118V231H112V230H110V229H108V227L106 226L107 225V223L106 222H109L114 216H115V214L117 213V204H118V197H119V195L117 196V193L119 192V190L121 189V186H119V188L117 189L116 187L114 188V186H116L119 182H115L114 180H115V177L116 176H114V175H117L118 173H116V171H115V166L116 167H118V165L117 164H115V161H113V160H111V161H113V163H112V165L111 164H109V163H111V162H109L108 161V163H106L104 160L102 161L103 163V165L105 164L106 166L108 165V167H110L109 165H111L112 167H110V170L108 169L107 170V168H106V170H107V176L108 175H110L112 172H108V171H115V173H113V175L112 176H114V179H109V181H112L114 184V186H111L112 185V182H111V184H110V182H109V184L107 183V180L106 179H108V178H106L103 174H105L106 175V172L104 171V173L102 172V170H100V165H102V164H100L99 166H98V164H97V167L99 168L98 170L99 171H101V173L102 174H100V173H98V174H100V176H98V178H96L95 176L96 175H98L97 174V171H96V173L94 174V172H92V173H90L89 175H86L85 176V178H86V180H91L92 182H91V187L89 188V187H87L88 185L85 183V185H86V187H85V190H83L84 189V187L83 186H85V185H83V183H84V181H85V179H83L84 178V176H83V174H87V173H84L83 171H82V173L81 174H79V175H81V177L79 176V175H77V176H74V174L72 175V177L74 178L73 180H67L69 177V175H71V174H69L68 176L66 175V177H67V179L65 180L64 178L63 179H61L62 177H60L59 176V174H58V176L56 175V173H55V176L53 175V176H51V177H53L52 179L50 178V180H45L46 182H45V185H43V180H42V178L44 177H40L41 179H39V183H40V185H38V186H40V187H42V185H43V188H41L40 189V187H39V189L41 190V192L39 193V194H37V191H36V188L38 189V186L35 184L36 183V180H35V183H34V178L36 177H34L33 176V174L34 175H36V172L37 171H35L36 170V168L37 167H35V166H39V165H35V163H38V160L36 161V160H34V159H32ZM47 161V163L48 162H50L49 163V165L51 164L52 165V162L51 161ZM55 160L57 161L56 163H60V162H58L59 160H57V159H54L53 161V163L54 164H56L55 163ZM67 160V159H66ZM74 160V159H73ZM126 160H127V158H126ZM129 160H130V158H129ZM133 160H134V158H133ZM132 160V161H133ZM4 161V160H3ZM11 161V160H10ZM30 162V164H29V162ZM36 161V162H35ZM70 161H72V159L70 160ZM75 161V160H74ZM77 161H79V159L77 160ZM81 161V160H80ZM196 161V160H195ZM22 162H24V161H22ZM73 162V161H72ZM84 162V161H83ZM1 163V162H0ZM28 163V164H27ZM32 163H34V164H32ZM39 163H41V161L39 162ZM38 163V164H39ZM65 163H66V161H65ZM75 164H74V167H76L77 169H78V167H81V165H79V166H77L76 165V162H74ZM80 163V162H79ZM89 163H93V162H89ZM89 163H86V164H88L89 165ZM123 163V162H122ZM129 163H131V162H129ZM135 163V162H134ZM5 164H7V162L5 163ZM42 164H44L43 162H42ZM45 164H46V160H45ZM45 164H44V167H45ZM81 164V163H80ZM94 164H91V165H93L94 166ZM121 164V163H120ZM126 164V163H125ZM11 165H9L8 164V166L7 165H5V166H7V168L10 166L11 167ZM31 165V167L33 168V171L30 169V168H25L26 166L27 167H29ZM48 165V167H49V170H51L50 169V167L51 166H49ZM61 165H60V168L62 169L63 167H61ZM67 165H69V164H67ZM76 165V166H75ZM84 166H86L85 165V163L83 164ZM103 165L101 166V168L103 169L104 167H106V166H104L103 167ZM133 165V163H131V166ZM40 166L43 168H40L39 169V171L40 170H46V169H44V167L40 164ZM54 166V170L56 169V168H58V167H55V165H52V167ZM56 166H59V165H56ZM66 166V165H65ZM64 166V167H65ZM71 166V165H70ZM69 166V168H73V166H71L70 167ZM120 166V165H119ZM127 166V165H126ZM9 167V168H10ZM12 167H11V169H12ZM89 167V166H88ZM88 167L86 166V168H85V170L86 169H88ZM96 167V168H97ZM130 166H128V168H129ZM6 167H4V169H5ZM8 168V169H9ZM35 168V169H34ZM59 168V169H60ZM75 168V169H76ZM91 168V167H90ZM114 169V170H111V169ZM127 168V169H128ZM133 167H131V169H132ZM26 169V170H25ZM30 169V170H29ZM38 169V168H37ZM53 169V168H52ZM58 169V170H59ZM93 169H95V168H93ZM24 170V171H23ZM68 170V169H67ZM70 170V169H69ZM74 170V169H73ZM96 170V169H95ZM103 170H105V168L103 169ZM116 170H118V169H116ZM134 170V169H133ZM6 172H7V170H5ZM32 173H31V172ZM34 171H35V173H34ZM46 171H48V170H46ZM63 171H65V170H63ZM80 171V170H79ZM78 171V172H79ZM93 171V170H92ZM98 171V172H99ZM127 171V170H126ZM132 171V170H131ZM9 172H10V169H9ZM8 172V173H9ZM56 172H58V171H56ZM59 172H60V170H59ZM74 172V171H73ZM72 171H71V173H73ZM148 172V171H147ZM27 173V174H28ZM39 173H41L42 174V172H39ZM48 173H49V171H48ZM70 173V172H69ZM75 173H76V171H75ZM80 173V172H79ZM108 173H110V174H108ZM129 173V172H128ZM151 173V172H150ZM165 173V172H164ZM4 174V173H3ZM7 174V173H6ZM6 174H4L5 176H6ZM10 174H12V172H10ZM54 174V173H53ZM66 174V173H65ZM68 174V173H67ZM78 174V173H77ZM135 173L133 172V175H134ZM137 174V173H136ZM141 174V173H140ZM19 175H17L16 177H18ZM44 175H45V173H44ZM50 175V174H49ZM76 175V174H75ZM103 175V177H105V179H103V177H102V179H103V183H101V182H96L95 180L97 179V181H98V179L101 181V176ZM125 175V174H124ZM130 175V174H129ZM128 175V176H129ZM142 175V174H141ZM151 175V174H150ZM162 175H164V174H162ZM7 176H9V175H7ZM19 176V177H20ZM32 176H33V178H32ZM37 176H39L38 174H37ZM94 176V177H93ZM136 176V175H135ZM139 176V175H138ZM148 176V175H147ZM154 176H155V174H154ZM154 176H152V178H151V181L150 182H152L154 179ZM1 177H2V174H1ZM13 177L15 178V174L13 175ZM12 177V178H13ZM21 177V178H22ZM29 177V178H28ZM45 177H47V174H46V176ZM44 177V178H45ZM87 177H88V179H87ZM100 177V178H99ZM137 177V176H136ZM146 177V176H145ZM148 177H150V176H148ZM9 178V177H8ZM6 179V177H2V179L0 178V184L1 183H5V180L7 181V180H11V179ZM13 178V179H14ZM32 179L31 181L29 180V179ZM93 178L95 179V180H93ZM140 178H142V177H140ZM164 178V177H163ZM5 179V180H4ZM16 179V178H15ZM23 179V178H22ZM47 179V178H46ZM70 179V178H69ZM72 179V178H71ZM121 179V178H120ZM119 179V180H120ZM137 178H135V180H136ZM150 179V178H149ZM153 179V180H152ZM159 179V181H158V183H162V181L160 182V178H158ZM162 179V178H161ZM165 179V182H163L164 184L165 183H167L166 181H169V180H167L166 179V177L164 178ZM41 180V181H40ZM105 180V181H104ZM139 180V182H141V180L140 179H138ZM138 180L136 181V183H139L138 182ZM144 180H146V179H144ZM117 181V180H116ZM143 181V180H142ZM10 182V181H9ZM9 182H7V183H9ZM20 182H22V183H20ZM108 184V187H110V188H113L114 190H109L108 189V187H106V183ZM126 182H128V181H126ZM147 182V181H146ZM170 182V181H169ZM6 183V184H7ZM88 184L90 183V182H87ZM93 183V184H92ZM97 183L99 184V185H97ZM121 183V182H120ZM119 183V184H120ZM144 183V182H143ZM142 183V184H143ZM155 185H158L157 184V179H156V181L155 182H153ZM105 184V187L103 186V185ZM130 184V183H129ZM141 184V183H140ZM168 184V183H167ZM171 184V183H170ZM16 185V184H15ZM36 185V186H35ZM110 185V186H109ZM120 185H122V183L120 184ZM124 185V184H123ZM131 185V184H130ZM137 185V184H136ZM135 185V190H132L133 188L132 187H134V186H129V187H131V190H132V192L133 191H136L137 189H140V187H141V189H143V186H144V184H143V186L142 185H140V187L138 188V186L139 185H137L136 186ZM146 185H147V183H146ZM149 185H150V183H149ZM153 184H151L149 187L151 188V186H152ZM155 185H153L155 188H158V187H156ZM166 185V184H165ZM164 185V186H165ZM4 186V185H3ZM10 186V187H9ZM17 186V185H16ZM126 186V185H125ZM128 186V185H127ZM152 186V188L151 189H154V192H152L149 188H148V185H147V188H148V190L147 191H149L148 193L149 194H151V193H158V192H156V191H159L158 189L156 190L154 187ZM159 186V185H158ZM171 187H172V185H170ZM179 186V185H178ZM136 187H137V189H136ZM145 188H146V186H144ZM167 187V186H166ZM169 187V186H168ZM46 189V191H43V190H45ZM83 188V189H82ZM88 190H87V189ZM165 188V187H164ZM175 188V187H174ZM182 188V187H181ZM180 187H179V190L181 189ZM127 189H128V187H127ZM127 189L125 190V191H127ZM141 189L139 190V192H137L138 194H135L134 196H132V194L130 195V196H132V198L130 197V199L128 198V199H126V196H125V200H128V202H129V205H131L132 207H131V210L133 209V207H134V209H135V206H137V207H141L142 205H140L142 202H147L148 204H149V201H148V198H146L147 200H145V201H142V200H144L145 198H142V191L144 190H142L141 191ZM160 189V188H159ZM171 189V188H170ZM169 189V190H170ZM39 190V191H40ZM115 190H116V195L115 194H113V192H115ZM117 190H118V192H117ZM130 192H131V190L130 189H128ZM162 190V189H161ZM161 190L159 191V192H161ZM179 190H178V192H179ZM36 191V192H35ZM43 191V192H42ZM125 191H123V192H125ZM146 191V189H145V191L144 192H147ZM165 191V190H164ZM172 191H173V187H172ZM141 192V193H140ZM171 192V191H170ZM184 192V191H183ZM188 192H190V193H192V194H190L191 196L194 194L191 190H188ZM188 192L185 194L186 196H187V199H189V201H190V198H193V197H190V195L188 194ZM194 192H195V188H194ZM197 192V191H196ZM195 192V193H196ZM122 193V192H121ZM120 193V194H121ZM128 193V192H127ZM134 193V192H133ZM174 193H176L175 192V189H174ZM42 194H43V198L41 197L40 198V196H42ZM45 194V195H44ZM126 194V192L124 193V195ZM149 194H147V196L149 197ZM159 194V193H158ZM157 194V196L159 197V196H161V194H159L158 195ZM177 194V193H176ZM47 195V196H46ZM114 195L117 197V199L114 197ZM144 196H145V194H143ZM153 195V194H152ZM163 195L164 194H162V196L161 197H163ZM195 195V197L197 196V198H198V195H199V192H197L196 194H194ZM44 196H46V197H49L48 198V200H46V201H44L45 200V197ZM143 196V197H144ZM156 196V195H155ZM155 196H152L153 197V199H154V201H155ZM178 196H179V194H178ZM39 197V198H38ZM120 197H121V195H120ZM152 197H149V199H151ZM161 197H159L160 199H161ZM180 197L182 198V196L180 195ZM164 199H159L160 201L159 202H161V203H159L158 202V198L156 197V202L158 203V205H159V212L161 211L162 212V215H163V213L165 214H169V212L172 210L171 208H169L170 209V211H169V209H165V207H169V205L168 206H163V204H164V202L162 201V200H164L165 201V197H163ZM171 198H174V197H171ZM177 198V196L175 195V200H177L176 199ZM196 198V199H197ZM38 199V200H37ZM121 200H122V198H120ZM167 199V198H166ZM182 199H184V198H182ZM187 199H185V204L184 205H186L187 204ZM117 200V201H116ZM120 200V201H121ZM170 200H172V199H170ZM170 200H166L167 201V203H169V201ZM142 201V202H141ZM165 201V202H166ZM180 201H181V199H180ZM183 201V200H182ZM188 201V203H190ZM192 201H194V199L192 200ZM196 202L198 201V199L197 200H195ZM194 201V205H195V202ZM146 202H145V206L147 205L146 204ZM155 202V203H156ZM172 202H173V200H172ZM176 202V201H175ZM179 202V201H178ZM178 202L176 203L177 204V206H179L178 205ZM199 203H197L195 206H196V208H200V210H203V212H204V208L207 206L206 204V206L204 205V203H203V205H201L202 203H200V200L198 201ZM6 203H8V204H6ZM121 203H122V201H121ZM124 203H126L127 205H128V203H127V201L126 202H124ZM153 203V202H152ZM154 203V204H155ZM180 203H182L183 204V202H180ZM7 206H6V205ZM142 204H144V203H142ZM150 204H151V201H150ZM149 204V205H150ZM172 206H173V204L172 203H170ZM175 204V205H176ZM6 207H5V206ZM118 205H120V202H119V204ZM122 205H123V203H122ZM126 205V206H127ZM147 206V207H151V206ZM151 205H153V204H151ZM157 205V206H158ZM167 205V204H166ZM188 205V204H187ZM191 205V204H190ZM193 203H192V206H191V210H193ZM198 205L200 206H203L202 208L203 209H201V206L200 207H198ZM1 206V205H0ZM121 206V205H120ZM119 206V207H120ZM125 206V207H126ZM5 207V209H3ZM118 207V208H119ZM129 209H130V207L129 206H127ZM140 207L138 208L139 209V211H140ZM153 207V206H152ZM156 207V206H155ZM171 207V206H170ZM128 208L126 209L127 211H128ZM144 208V206H142V208L141 209H143ZM175 208H176V206H175ZM178 208H180V210L179 209H177L178 210V212H180V211H182L181 210V208H183V210L184 211H186V212H184V213H186L187 214V212L188 211H190L189 210V208H188V210L186 209L185 210V208H187V206H185V207H178ZM195 208V209H196ZM122 208L120 207V210H121ZM137 209V208H136ZM137 209V210H138ZM144 209H146V207L144 208ZM148 209V208H147ZM151 209H153V208H151ZM207 208H205V210H206ZM158 210V209H157ZM157 210H155L156 212H158ZM168 211V212H165V211ZM138 211V212H139ZM152 211H154V210H152ZM103 212L106 214V217L108 216V220H107V218H106V220L107 221H104V222H102L101 220V223H94L93 222V218H94V216H96V218H97V216L98 215H100L101 213V215H103ZM158 212V213H159ZM183 212H182V214H183ZM193 212V211H192ZM202 212V211H201ZM132 213H134L133 211H132ZM121 214H124L123 213V209H122V213ZM128 214V213H127ZM126 214V215H127ZM139 214V213H138ZM155 214V213H154ZM157 214V213H156ZM160 214V213H159ZM193 214V213H192ZM117 215H118V213H117ZM158 215V214H157ZM194 215V214H193ZM8 216V217H7ZM122 216H124V215H122ZM134 215H132V217H133ZM160 216H161V214H160ZM184 216V215H183ZM182 216V217H183ZM190 216V215H189ZM100 217H104V216H100ZM99 217V218H100ZM125 217V216H124ZM128 217H125V218H128ZM186 217H188V216H186L185 215V217H183V218H186ZM99 218L97 219V220H99ZM164 217H162L160 220L162 221H164V219H163ZM190 218V217H189ZM188 219V218H187ZM105 220V219H104ZM127 220V219H126ZM132 220V219H131ZM137 221V220H136ZM135 221V222H136ZM162 221V222H163ZM168 225V224H167ZM134 226V225H133ZM172 226V227H171ZM171 226H169V227H171V228H169V229H171L172 230V228H174L173 226H175V225H172L171 224ZM164 227H165V224H164ZM166 227H168V226H166ZM165 227V228H166ZM164 230L163 228H160V230ZM135 230H137V229H135ZM138 231V230H137ZM165 231H168V230H165ZM163 232L162 234H159L158 235V237H164V233L166 234V232ZM170 231V230H169ZM139 232V231H138ZM159 232V231H158ZM171 232V231H170ZM39 233H46L47 234V236H40V238H36V237H39L38 236V234ZM159 233H161V232H159ZM193 233V234H192ZM192 233H190L191 235V237H193V238H195V234L196 233H194V232H192ZM139 234V233H138ZM141 234V235H140ZM139 235V237H144L146 234L144 233H140ZM144 236H143V235ZM158 234V233H157ZM166 235H168V233L166 234ZM199 236V235H198ZM198 236L195 238L196 240L197 239H200V238H198ZM111 237H117V239H118V237H120V239H122V237H123V239L122 240H120V245H115L114 247H113V249L110 247V245L109 244H107V246H104V243L105 242H107V243H109L110 241H109V238H111ZM138 237V236H137ZM148 237V236H147ZM165 237H167V236H165ZM169 238L171 237L170 236V234H169V236H168ZM199 237H201L202 238V236H199ZM208 237V236H207ZM188 238V237H187ZM211 239H212V237H210ZM188 239H190V238H188ZM192 239V238H191ZM190 239V240H191ZM166 240V239H165ZM164 240V241H165ZM168 240V239H167ZM170 240H171V238H170ZM203 240V239H202ZM213 242H215L214 244H217V246L215 245H213V249H214V247H215V249L217 250V248L216 247H218V242H219V240L218 239H216L215 237H213ZM87 241H89L90 243H92L93 245H94V247H95V250H94V252L93 251H88L87 253H85V251H84V248L86 247V242ZM117 241V240H116ZM189 241V240H188ZM208 241V240H207ZM212 241V240H211ZM118 242V241H117ZM172 242V241H171ZM170 241H169V243H171ZM198 242V240L197 241H194V239H192V241H190L189 243H188V246L187 247H185V248H187V250L186 251H184V249L181 251H179L178 249H176V250H173L172 249V251L170 250V246H168V244H167V241H166V246L167 247H169V248H167V247H165L166 248V251H167V249H169V253L167 252L166 254V259H165V264H201V263H195V261L197 260V258L196 259H193V256H195L194 255V252L195 251H197L196 253L197 254H199L198 253V250H196L195 249V244ZM210 242V241H209ZM212 242V243H213ZM217 242V243H216ZM186 243V242H185ZM205 243V242H204ZM212 243H210L209 244V246L212 244ZM164 244V245H165ZM173 244V243H172ZM179 244V243H178ZM200 244V243H199ZM91 245V244H90ZM157 245V244H156ZM155 245V246H156ZM163 245V244H162ZM161 245V246H162ZM164 245H163V247H164ZM175 245H177V244H175ZM186 245H187V243H186ZM197 245V244H196ZM180 246V245H179ZM201 246H204V245H201ZM201 246H199V245H197V247H201ZM208 246V245H207ZM212 246V245H211ZM56 248V251H57V254L56 255H54V253H53V249H55ZM174 247V246H173ZM176 247H178V246H176ZM154 248V247H153ZM149 249V248H148ZM155 249H159L158 247H156ZM200 249V248H199ZM203 249V248H202ZM161 250V249H160ZM193 250V251H192ZM215 250V251H216ZM2 251V252H1ZM144 251H146L145 249H144ZM153 250H148L147 252L148 253H150V252H152ZM200 251V250H199ZM155 252V251H154ZM192 252H193V256H192ZM204 252V251H203ZM210 252V251H209ZM59 253V254H58ZM148 253H145L146 255L148 254ZM160 253V252H159ZM84 254L86 255V256H84ZM143 254V253H142ZM145 254H143L144 256H146ZM155 254V253H154ZM161 254V253H160ZM196 254V255H197ZM143 255H141L143 258H144V256ZM152 255V254H151ZM208 255V254H207ZM213 254H211V256H212ZM141 256H139V257H141ZM149 255H147V257H145V260L144 259H142V260H139V261H136L135 263H134V261H131L129 264H153V260H151L150 259V257H152V256H150V257H148ZM154 256H156V255H153V257ZM198 256H200V255H198ZM206 256V255H205ZM205 256H203V257H205ZM211 256H210V263L211 264H227L228 262L227 261H229L230 260V257L229 256H226V255H224L223 257H212L211 258ZM105 257V259L102 261V259ZM163 257H165L164 255H163ZM156 258H158V255L155 257V259L154 258H152V259H154V260H157ZM208 258H209V256H208ZM96 259H98L97 260V262H95V260ZM203 260H204V258H202ZM195 260V261H194ZM200 260V259H199ZM197 262V261H196ZM205 262H206V264H207V261L205 260ZM205 262L203 261V263L202 264H205ZM160 263V262H159ZM161 263H162V261H161ZM164 263V262H163ZM155 264H157V263H155Z\"/></svg>","mask_w":264,"mask_h":264},{"label":"crops","instance_id":"obj_3","mask_svg":"<svg viewBox=\"0 0 264 264\" xmlns=\"http://www.w3.org/2000/svg\"><path fill=\"white\" fill-rule=\"evenodd\" d=\"M241 62L243 63V60Z\"/></svg>","mask_w":264,"mask_h":264}]
</instances>
